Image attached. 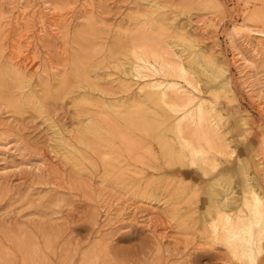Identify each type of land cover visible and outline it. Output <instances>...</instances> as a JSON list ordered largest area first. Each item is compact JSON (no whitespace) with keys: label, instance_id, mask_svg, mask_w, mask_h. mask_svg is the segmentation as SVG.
<instances>
[{"label":"rangeland","instance_id":"rangeland-1","mask_svg":"<svg viewBox=\"0 0 264 264\" xmlns=\"http://www.w3.org/2000/svg\"><path fill=\"white\" fill-rule=\"evenodd\" d=\"M45 3L59 16L43 23ZM23 7L30 26L9 30ZM243 25L264 29V0H0V264H236L212 240L210 195L237 212L244 177L264 193V37L231 44ZM143 39L177 53L222 116L215 167L165 149L136 94Z\"/></svg>","mask_w":264,"mask_h":264},{"label":"bare ground","instance_id":"bare-ground-1","mask_svg":"<svg viewBox=\"0 0 264 264\" xmlns=\"http://www.w3.org/2000/svg\"><path fill=\"white\" fill-rule=\"evenodd\" d=\"M24 3L25 2H20V4ZM44 6V9H42L41 12L39 11L40 19L43 23L47 22L46 20H48V18L59 16L49 3H45ZM29 9L30 7L27 9L23 7L22 10L20 9L22 11L20 15L18 13V16H15L14 19L11 17L7 19L9 21L7 25L8 29L15 30L22 27H29L30 20H28L26 15ZM244 32L249 36L264 37V29L255 28L250 25H243L241 30L234 28L231 44L234 43L233 38L240 36L241 33ZM42 33H46V29H44ZM244 44L250 46L246 41ZM19 46L18 56H15L11 62V66L16 68L13 71L16 76H19L18 58L24 54L23 47L20 43ZM234 51V56L237 57L235 59L238 66L240 65L244 69L249 68L251 62L244 58V56L237 50ZM133 53H135V55ZM255 54H259L258 50H255ZM129 55L132 60V73L138 80L136 87L137 96L143 98L147 108L156 111L158 122H156L154 126H162L165 130L164 135H169L168 137L170 140L176 144L174 149L168 144H165L164 147L166 150L170 151L173 156H176L179 159L188 157L201 165H209L210 163L215 162L212 160V157L215 154L223 155L228 153V146L225 145L221 139L220 130L223 126L222 116L217 109L213 105L208 104L205 99L196 101V97L186 89L187 85L194 92L201 93L199 83L195 80L189 65L184 63L183 59L177 53L167 45L159 47L152 40L143 39L129 49ZM244 69L241 70L240 75L241 78L245 80V78L248 77V74L247 72H244ZM259 78L260 77H258V79ZM183 83L185 85H183ZM256 96L258 97V100L260 101L259 103L262 107L261 109L264 112L263 92L259 91ZM166 104L168 107L165 106ZM172 108H176L177 111H172ZM144 122L145 126L150 128L147 119H145ZM119 136L127 144L128 149L131 150V140H129L123 132H119ZM200 152L205 153L206 156L195 155V153ZM230 155L231 157L234 156L233 153H230ZM261 161L262 164H264V155ZM243 181L247 188V197L244 198L242 209L237 212L228 208V203L225 199V192L221 195V199H217V196L214 193L210 195L211 205L215 209L213 215L210 214V233L212 240L217 242V234L213 233V224L216 225L218 235L221 238L227 236V233L225 232V227L227 226L230 231L234 232L235 235L239 237V239L235 241V245L241 249L247 247V244L244 243V241L248 239V237H245L243 233L244 230L249 227L250 219L253 218L252 213L249 211V204L253 202L252 195L255 193L256 196H261V194H259L248 183L246 177H244ZM221 213L223 214V218ZM229 221H231L230 224ZM259 233L260 227L257 226L252 228V252L254 253L255 264H258V257L263 254L261 249L264 247V245L260 243ZM222 244L225 246L224 243ZM226 248L236 264H249L247 260L243 259L242 251L239 253L241 258L236 259L233 257L232 251H230L228 247ZM83 261L84 264H95L94 258L92 257H84Z\"/></svg>","mask_w":264,"mask_h":264},{"label":"snow or ice","instance_id":"snow-or-ice-1","mask_svg":"<svg viewBox=\"0 0 264 264\" xmlns=\"http://www.w3.org/2000/svg\"><path fill=\"white\" fill-rule=\"evenodd\" d=\"M133 54L135 55V53ZM165 106L168 107L167 104ZM171 110L177 111L176 108H172ZM195 155L206 156V154L203 152L195 153ZM213 167H215L214 164ZM205 172H207V169H205ZM252 201L253 202L249 204V211L252 213L253 218L250 219L249 227L245 229L243 233L245 237H248V239L244 241V243L247 244L246 248L241 249L235 245V241L239 239V237H237L234 232L230 231L227 226L225 227V232L227 233V236L221 238L218 235V229L216 228V225L213 224V233L217 234L216 241L224 243L225 246L228 247L230 251H232L233 257L236 259L241 258L239 256V253L242 251L243 259L247 260L249 264H255L254 253L252 252V248H253V240L251 238L252 228L257 226L260 227V233H259L260 243L264 245V193H262L261 196H256L255 193H253ZM221 216L223 218L222 213ZM230 223L231 221H229V224ZM261 251L262 253H264V247H262Z\"/></svg>","mask_w":264,"mask_h":264}]
</instances>
